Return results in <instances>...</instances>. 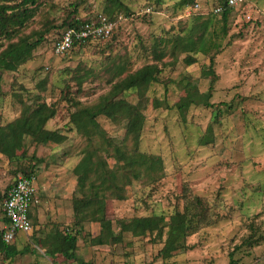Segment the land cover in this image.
<instances>
[{"label":"rangeland","instance_id":"1","mask_svg":"<svg viewBox=\"0 0 264 264\" xmlns=\"http://www.w3.org/2000/svg\"><path fill=\"white\" fill-rule=\"evenodd\" d=\"M197 1L198 11L180 0H37L23 27L0 36V51L21 38L39 40L16 69L0 67V126L45 104L54 114L44 127L63 136L47 143L26 136L16 146L17 159L0 153V201L25 172L41 192L38 207L31 206V232L17 234L11 246L19 253L1 252L0 264H264V0H239L224 24L217 15L204 30L217 50L190 52L195 61L188 65L189 53L180 48L189 34H201L206 20L196 12L210 13L219 0ZM98 13L115 22L111 36L52 54L63 22ZM177 37L182 45L173 43ZM145 64L156 65L157 80L143 94L127 89L112 97L137 106L138 134L129 132L125 108L115 117L97 115L98 127H77L75 111L110 95L115 83ZM185 99L195 103L182 110ZM114 144L126 156L156 161L140 164L137 177L135 166L125 170L124 160H116ZM81 171L88 172L83 186ZM88 198L92 204L75 215L74 207ZM98 200L114 233L133 217L163 219L152 233L123 231L113 243L107 232L108 241L103 235L104 243H96L105 233L90 217ZM176 213L189 220L186 233L162 257L167 223ZM83 214L89 219L77 222ZM74 227L78 260L47 256L51 236Z\"/></svg>","mask_w":264,"mask_h":264},{"label":"trees","instance_id":"2","mask_svg":"<svg viewBox=\"0 0 264 264\" xmlns=\"http://www.w3.org/2000/svg\"><path fill=\"white\" fill-rule=\"evenodd\" d=\"M11 0H0V36L10 37L13 32L17 29L23 27L25 23L33 16L37 0H21L15 4L10 3ZM196 0H180V5L183 8L189 9L192 8ZM31 5V6H29ZM217 6L222 8L221 12H214L211 10L210 13L205 14L203 12H196V19H204L200 24V30L203 27V31L198 36H191L190 34L184 39L182 45L183 37H177L173 40L174 44H181V50L188 52V56L185 57L184 62L190 65L195 61V57L190 55V52L193 54L203 53L206 54L210 51L217 50V44L212 40H206L204 30L207 25L211 24L214 21V18L217 15H221L220 19L223 24L226 23L230 12H232L233 7L227 3V0H219ZM216 6V7H217ZM194 11V10H193ZM193 13V12H192ZM195 14V13H194ZM207 15V16H206ZM83 19L80 20L78 18L65 21L62 23V30L57 34L55 38H53L51 45V52L55 56H63L67 54L69 51L80 48L85 44H88L92 41L104 39L97 38L87 40L85 43H75L63 54H54L53 46L55 41L61 36L62 32L68 27L77 28L83 22L89 20ZM110 21H112L109 18ZM113 22V21H112ZM115 24V22H113ZM109 36L112 35L114 25ZM108 37V36H107ZM106 38V37H105ZM39 43V40L28 41L26 39L21 38L16 42H11L7 45L6 48L0 51V67H3L7 70H14L20 64L24 63L31 55L32 50ZM163 56L160 51L157 55V58H161ZM213 57H211L212 61ZM156 65L155 64H145L142 67L138 68L134 72H130L127 74L121 81L114 84L112 88V93L110 95L102 96L101 99L92 106L83 107L75 111L72 115V121L75 123H79L77 127H82L85 124L98 127V123L95 120V117L99 114H103L106 117H115V113H120V110H127L126 118L128 121V129L129 132H135L138 134V131L142 125V114L136 108V105L127 102L124 98L117 99L116 101H112V97L116 94V92H122L127 89L141 90L143 94L149 87V85L156 81ZM121 70H119L120 72ZM207 73L213 74V71H208ZM205 95V94H204ZM202 95L199 96L198 99H202ZM195 103V100L185 99L178 104L181 109H186L189 104ZM32 110V111H31ZM54 111L49 109L45 104H41L37 106V108L33 109H23L21 111V115L14 119L13 121L7 123L5 126H0V153L6 155L9 159L18 158L19 155L16 154V146L22 142V140L29 136L34 143H47L48 141L60 142L63 139L62 134H60L56 130H50L44 127L45 123L48 121L50 117H52ZM87 134H90V131H87ZM107 144L110 145L112 142L107 139ZM113 155L118 161L124 160L125 164L123 168L126 170L127 168L134 170L131 172L135 176H139L140 172L138 171V166L143 163L149 164L152 166L156 160H149L148 156L145 154H133L126 156L124 150H121V147L118 145H112ZM87 159L85 156L81 160V165L84 164V161ZM158 160V159H157ZM80 165V164H78ZM77 165V166H78ZM123 169V171H125ZM77 170H79L77 168ZM80 171V170H79ZM24 176L32 178L31 172H25ZM88 172H82L79 177L78 183L80 186H83V182L86 179ZM12 184V183H11ZM8 185L7 189L11 186ZM5 194L3 195V198ZM85 202V204H84ZM92 204L91 198L87 200H83L81 205L77 204L74 207L75 215H78L82 212V207H87ZM86 215L77 219V222L80 220H85L89 218H85ZM90 217L94 219V221H98L101 226V230L103 234L97 236L93 242L96 243H104V239L108 241L107 232L109 235V240L113 243L119 242L122 240L121 233L123 231H129L133 234V236L144 235L146 233H152L154 230L158 229L159 221H162V216H142V217H133L129 221H123L120 224V231L118 233H114L111 230V220L106 218L104 213L103 201L98 200L95 203L94 209L90 210ZM189 220L186 218L185 213H176L173 215L169 222L167 223L168 229L166 232V238L162 248L159 250L162 257H167L172 253L173 249L179 246L178 240L185 234V227ZM162 231V229H160ZM79 231L74 227V229H70L69 231H60L56 233L54 236H51L52 241H49L48 247L46 249L45 254L47 256H54L56 253H60L64 259H70L73 261H77L78 257L76 255V246H77V234ZM2 233L0 231V253L3 252L6 255L14 256L19 253V251L11 246V244H6L2 240ZM104 235V239H103Z\"/></svg>","mask_w":264,"mask_h":264},{"label":"built area","instance_id":"3","mask_svg":"<svg viewBox=\"0 0 264 264\" xmlns=\"http://www.w3.org/2000/svg\"><path fill=\"white\" fill-rule=\"evenodd\" d=\"M239 0H227V3L234 7ZM198 11L199 2L196 0L193 7L189 8ZM188 9V10H189ZM222 8L217 6L214 12L220 13ZM146 11H149L147 8ZM113 27V22L102 13L96 14L93 18L83 22L77 28L68 27L55 41L53 46L54 54H63L75 43H85L87 40L105 38L109 36ZM34 178L20 175L14 179L7 189L5 197L1 202V210L6 219V225L1 229L2 240L6 244H11L17 238L18 233L28 234L32 230L30 218L31 206L39 202L37 188Z\"/></svg>","mask_w":264,"mask_h":264},{"label":"crops","instance_id":"4","mask_svg":"<svg viewBox=\"0 0 264 264\" xmlns=\"http://www.w3.org/2000/svg\"><path fill=\"white\" fill-rule=\"evenodd\" d=\"M36 188H37V186H36ZM6 191H7V188H6ZM6 191L4 192V194L6 193ZM4 194H3V195H4ZM37 195H38V198H39V202H38L37 204H34V206H36L35 208H37L38 205H39V203H40V195H41L40 189H39V190L37 189ZM2 199H3V198H2ZM1 202H2V200L0 201V205H1ZM35 208H31V209H30V215H29V216H30V218H31V221H32V215L34 214V209H35ZM0 211H1V219H2V220L0 221V223L2 224L1 229H3V227H4L7 223H6V219L4 218V215H3V213H2L1 206H0ZM16 239H17V238H16ZM16 239H15V240H16ZM15 240H14V241H15ZM14 241H13V242H14ZM11 244H12V243H11Z\"/></svg>","mask_w":264,"mask_h":264}]
</instances>
